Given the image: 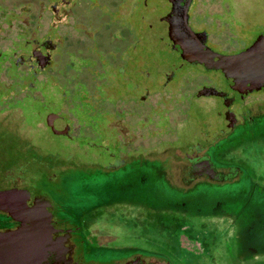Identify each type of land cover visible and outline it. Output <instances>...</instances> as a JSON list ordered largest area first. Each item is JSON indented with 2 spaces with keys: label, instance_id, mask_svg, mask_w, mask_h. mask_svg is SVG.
Here are the masks:
<instances>
[{
  "label": "flooded vegetation",
  "instance_id": "1",
  "mask_svg": "<svg viewBox=\"0 0 264 264\" xmlns=\"http://www.w3.org/2000/svg\"><path fill=\"white\" fill-rule=\"evenodd\" d=\"M46 1L48 8L44 9L49 10L50 14L47 16L48 28L44 32L41 30L42 17L38 8L43 5L42 0L41 4L34 5L36 12H27L26 21L20 20L17 13L11 18L13 24L0 22V139H5L7 134L13 138V143H7V156L0 161V192L13 189L22 191L20 197L0 198V204L14 205L24 201L31 206L35 203L42 213H47L49 226L56 231H51L49 244L38 264H85L83 241L77 235L81 231L79 225L74 218L64 213L56 215L54 210L51 193L55 191V185L61 183L62 177L82 168L88 172L94 170L103 173L125 172L129 168L139 175L145 174L148 173L146 166L150 164L149 160L152 161L149 156L153 152H160L177 166L178 180L186 185V189L200 177L222 179L227 175V168L224 172L221 170L223 159L215 149L230 143L232 137L243 132L245 134L250 127L264 128V101L248 100L253 92L245 95L233 92L223 79L205 71L196 74L198 83L189 88L185 69L187 65H193L171 49L167 23L162 19L170 10V0H163L166 9L158 16V4L155 5L152 0L102 3L101 12L107 17L102 16L108 22H119L115 38L124 40V44L119 50L107 53L98 51L96 55V48L91 47L88 52L93 55L86 63L77 61L78 53L69 52L65 63L71 70L66 84L58 92L60 101H46V97L42 96V87L48 85L46 80L58 85L65 75L61 72V78L55 68L58 63L55 53L62 37L42 35L54 29L57 23L67 24L69 20L71 23L67 25L70 24L69 27L83 37L95 31L93 25L74 18L72 7L75 0ZM184 2H187V25L193 32L204 33V44L211 50L221 54L236 53L256 38L242 46V43L235 42L242 37L248 21L232 16L238 5L234 0H181L179 4L183 5ZM146 15L152 18L147 19ZM158 23L164 25V30L156 38L172 56H163L160 48L147 46L155 40L145 35ZM11 25L15 27L10 35L8 27ZM19 25L24 26L27 34L17 39ZM257 25L261 27L259 33L264 32V19L258 20ZM5 31L7 33L3 34ZM31 33L33 36L29 38ZM15 41L18 44L14 45ZM233 46L237 48L233 50ZM88 64L92 68L85 71ZM85 72L87 79L83 76ZM210 90L225 92V99L215 97L219 104L215 110L193 111L190 105L193 97L208 98L212 95L200 92ZM168 96L170 101L178 104L184 100L188 108L183 106L180 115L173 118L172 137L162 142L166 146L161 148L157 143L149 142V139L143 145V141L137 139L153 137L158 127L156 124L150 125L143 135L139 128L133 129L129 125V117L137 116L140 122L145 121V114L155 111L160 107L161 100ZM203 111H210L212 115ZM189 121L193 123V128L188 132L181 131L183 123ZM54 138H58L62 146L73 148L56 146ZM79 138L84 140L81 145L77 143ZM78 146H81V151L87 147L97 149L99 158H85L86 161L81 162L77 155L81 152ZM89 210L90 207H87L73 216L78 217ZM12 214L0 205V232L20 227L15 213ZM82 218L86 222V230L102 231L98 223L91 221L88 227V219ZM179 238L181 248L193 252L198 250L189 236ZM113 261V264H165L161 258L142 254Z\"/></svg>",
  "mask_w": 264,
  "mask_h": 264
},
{
  "label": "rangeland",
  "instance_id": "2",
  "mask_svg": "<svg viewBox=\"0 0 264 264\" xmlns=\"http://www.w3.org/2000/svg\"><path fill=\"white\" fill-rule=\"evenodd\" d=\"M114 1H74L72 11L75 13L76 21L87 22L95 27L94 33L88 37H83L75 29L72 30L70 24L67 25L71 23L70 20L67 24L57 23L54 29L42 35L52 38L57 35L62 37L55 53L58 60L55 68L58 75L61 72L65 75L64 77L59 75L63 79L58 85L51 83V80L49 84L46 80L48 85L42 87V96L46 97V101L54 100V103L60 101L57 97L58 92L66 84L68 72L71 70L65 63L69 52L78 53L77 61L86 63L93 55L88 52L91 47L96 48L95 55L98 51L107 53L122 47L124 40L115 38V29L119 22L114 20L108 22L101 12L102 3ZM152 1L155 5L158 4L157 16L164 12L166 4L163 0ZM42 2L43 5L40 0H0V22L13 24L11 18L17 13L20 20L26 21L27 12H36V9H33L34 5L41 4L38 8L42 17L41 30L44 32L48 28L46 24L49 21L47 16L50 11L44 9V7L48 8V1L42 0ZM234 2L238 5L236 13L232 16L248 21L244 26L242 37L235 40L237 44L242 43V46L251 42L259 33L261 27L257 24L258 20L264 19V0H234ZM146 17L152 18L151 15ZM228 18L230 19L229 16ZM163 26L158 23L146 33L145 36L155 40L147 46L152 49L160 48L163 56H172L156 38L164 30ZM14 27V25L8 27L10 30L8 34L13 33ZM18 27L20 30L16 33L17 39L27 34L24 26ZM2 33L6 34L7 31ZM32 36L33 33L29 38ZM14 43V45L18 44L16 41ZM236 48L237 46H233L232 49ZM98 57L100 58L99 55ZM85 67V71L92 68L89 64ZM202 71L196 65H187L185 74L189 88L198 83L196 74ZM86 74L87 72L83 75L85 79H87ZM62 92L65 94V91ZM259 99L260 102L264 101V91H254L248 96L250 101ZM161 102L160 107L157 108L159 111L156 109L145 114L146 119L143 122H140L137 116L129 117V125L134 127L133 129L139 128L143 135L149 130L150 125L156 124L158 127L153 137L137 139L143 141V145L149 139V142L157 143L161 148L166 146L162 142H167L172 137L173 118L180 115L183 106L188 108L184 100L178 104L170 101L169 96ZM190 105L193 111H202L207 108L215 110L219 104L215 97L209 96L208 98L193 97ZM138 109L142 110V108ZM203 112L207 115L210 113V111ZM191 128L193 123L185 122L181 131L188 132ZM247 132L249 133L246 134ZM247 132L232 137L230 143L226 142L227 144L215 149L223 159L220 168L223 172L227 168L225 172L227 175L219 180L200 177L188 189L178 180L177 166L175 167L173 161L160 152L148 154L152 161L149 160L150 164L145 165L149 168L146 171L148 173L144 172L145 174L139 175L129 168L125 172L104 173L94 170L88 172L87 169L82 168L62 177L61 183L55 185L56 189L51 193L54 210L56 215L61 213L69 215L79 225L81 231L77 235L83 241L82 246L86 256L84 263L113 264V260L142 254L161 258L167 264H264V128L250 127ZM54 140L56 146L61 145L58 138ZM83 141V138L77 139L78 145ZM7 143H13V138L9 134L5 139H0V161L8 154ZM60 147L73 148L64 144ZM80 147L78 146V150L81 151ZM99 154L97 149L87 147L77 155L81 162H85V158L96 160ZM92 157L95 158L89 159ZM87 207H90L88 212L85 211L78 217L73 216ZM82 217L88 219L87 226L96 222L101 225L102 231L91 232L88 228L86 230V222H83ZM182 235L193 239L198 250L193 252L181 248L179 237Z\"/></svg>",
  "mask_w": 264,
  "mask_h": 264
},
{
  "label": "water",
  "instance_id": "3",
  "mask_svg": "<svg viewBox=\"0 0 264 264\" xmlns=\"http://www.w3.org/2000/svg\"><path fill=\"white\" fill-rule=\"evenodd\" d=\"M180 1L170 0V10L162 18L167 23L171 49L191 65L223 79L233 92L245 95L264 91V32L236 53L215 52L204 44L203 32L196 33L189 28L187 2L180 5ZM200 93L225 99V92L210 90ZM15 196H22V191L13 189L0 192V198L12 199ZM0 205L11 215L14 212L15 219L21 223L14 230L0 232V264H38L49 244L51 231H56L49 226L47 213H42L35 203L27 206L24 201L12 206L5 203Z\"/></svg>",
  "mask_w": 264,
  "mask_h": 264
}]
</instances>
